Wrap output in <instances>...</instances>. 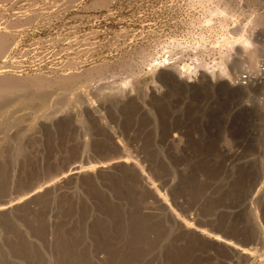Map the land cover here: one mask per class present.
Segmentation results:
<instances>
[{"label": "rangeland", "instance_id": "rangeland-1", "mask_svg": "<svg viewBox=\"0 0 264 264\" xmlns=\"http://www.w3.org/2000/svg\"><path fill=\"white\" fill-rule=\"evenodd\" d=\"M9 5L0 264H264V0Z\"/></svg>", "mask_w": 264, "mask_h": 264}, {"label": "bare ground", "instance_id": "bare-ground-1", "mask_svg": "<svg viewBox=\"0 0 264 264\" xmlns=\"http://www.w3.org/2000/svg\"><path fill=\"white\" fill-rule=\"evenodd\" d=\"M7 5L11 4V1L13 0H3ZM10 6V5H9ZM7 6V7H9ZM13 7V6H12ZM1 36V35H0ZM86 36V35H85ZM243 36V35H242ZM88 37V36H87ZM86 38V37H85ZM91 38V37H90ZM5 39V38H4ZM3 37L1 36L0 37V55H2V53L4 51H6L7 49V44L6 42L4 41ZM84 39V38H83ZM88 40V38H86ZM234 42H227V45H233L235 43H238L244 47L248 46V42L246 39L242 38L241 36L240 37H236L235 39H233ZM82 42V41H81ZM83 43V42H82ZM6 60V59H4ZM4 63L3 60L1 61V64ZM181 71L183 72H189L190 71V66H186L184 65L182 68H181ZM191 72V71H190ZM3 78V77H2ZM5 79L3 78L0 79V94H5L9 91H11L10 93H12V91H19L21 86L18 85V83L16 82H10V81H4ZM15 81V80H14ZM22 83V82H21ZM133 162L131 161V158L128 156V157H123L122 159L119 158V160L115 159L113 161H108V162H97L94 163V164H91L89 165L88 167H82V166H79V167H74L72 168L71 170H69V173L67 175H72L74 177H78L80 175H82L83 173L85 172H94V171H103V170H106L108 168H110L112 165L114 164H124V165H128V164H132ZM137 163V162H136ZM135 166H138L137 164H134ZM143 174V171H141V175ZM65 175V176H67ZM146 180V179H145ZM148 180V179H147ZM146 184V183H145ZM12 205L11 203L10 204H0V211L2 210H5V209H8L10 208ZM185 228L186 229H189L191 228V224L190 223H186L185 222ZM200 235L202 236H205L207 237L208 239L214 241V242H217V243H222L225 247L227 248H233L239 252H242V253H245L247 252L246 249H243V248H240L239 246H237L234 242V244L227 238H224L222 237L221 235L218 236L216 235L217 233H208L206 230L204 229H198L197 231Z\"/></svg>", "mask_w": 264, "mask_h": 264}]
</instances>
